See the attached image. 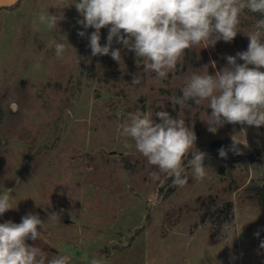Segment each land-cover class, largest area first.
<instances>
[{
	"label": "rangeland",
	"instance_id": "374dc122",
	"mask_svg": "<svg viewBox=\"0 0 264 264\" xmlns=\"http://www.w3.org/2000/svg\"><path fill=\"white\" fill-rule=\"evenodd\" d=\"M54 2L18 0L0 7V194L8 193L17 205L0 223H20L30 212L46 222L57 213L59 221L27 243L49 257L63 252L72 264H89L93 257L103 264H264V204L256 189L264 184L258 159L264 126L225 124L211 133L206 101L198 108L189 101L188 108L169 100L182 95L183 81L195 69L207 65L214 75L226 66V56L246 51L244 34L257 18L245 10L232 42L185 50L177 68L158 80L123 45L113 44L121 49L119 63L110 55L92 56L88 36L94 29L78 35L85 30L77 22V0H66L71 7L63 9L58 30L39 25L34 31L40 12H57ZM107 35L102 28V45ZM58 40L69 43L62 57L55 54ZM136 74L139 85L131 83ZM137 110L156 122L155 113L167 111L192 127L196 148L207 153L203 181L193 179L188 164L194 149L183 163L184 187L164 173L152 178L158 168L120 135L119 125ZM233 140L241 154L219 157L218 150ZM226 222L231 232L222 234Z\"/></svg>",
	"mask_w": 264,
	"mask_h": 264
},
{
	"label": "clouds",
	"instance_id": "9594fccd",
	"mask_svg": "<svg viewBox=\"0 0 264 264\" xmlns=\"http://www.w3.org/2000/svg\"><path fill=\"white\" fill-rule=\"evenodd\" d=\"M68 7L71 6L66 0H55L53 8L57 12L51 14L47 9L40 12L33 21V30L39 31V25L58 30V24L64 19L63 9ZM74 7L81 16L77 22L85 30L78 35L85 37L87 29H94L88 36L92 56L110 55L119 63L121 49L113 48V44L123 45L124 49L133 51L136 58H141L145 71L154 72L158 80L166 79L177 68L185 50L214 47L221 40L232 42L241 33L240 17L245 10L264 17V0H77ZM102 28L108 29L103 45L100 42ZM244 35L249 40L246 51L226 56V66L214 75L209 74L207 65L195 69L183 81L182 95L169 99L173 105L188 108H191L189 101L196 108L206 101L210 116L205 123L211 133L225 124L264 126V71L261 70L264 69V18L258 19L253 30ZM68 46L69 43L58 40L56 56L62 57ZM238 59L243 63H238ZM211 66L216 67L215 61ZM131 83L139 85L142 80L136 74ZM10 108L19 110L15 104ZM120 115L118 111L117 116ZM155 116L160 122L140 110L128 113L119 125L121 137L131 138L137 152L158 168V172L151 173L154 180L164 173L173 177L172 183L178 187L188 184L183 163L194 149L188 164L193 179L203 181L209 169L204 164L207 153L196 148L197 136L192 127L167 111H158ZM238 145L240 143L233 140L228 149L221 147L219 157L227 158L229 151L241 154ZM128 146L125 140V147ZM13 190L8 189V192ZM12 201L8 193L0 194V216L16 208ZM58 221L55 212L46 222L38 213L30 212L20 223L11 220L0 223V264H72V258L63 252L49 257L41 247L27 243L37 241L49 223ZM231 228V223H224L222 234H229ZM254 235L259 236V232ZM259 247L264 248V241ZM89 264H103V260L93 257Z\"/></svg>",
	"mask_w": 264,
	"mask_h": 264
},
{
	"label": "water",
	"instance_id": "95a60500",
	"mask_svg": "<svg viewBox=\"0 0 264 264\" xmlns=\"http://www.w3.org/2000/svg\"><path fill=\"white\" fill-rule=\"evenodd\" d=\"M18 2V0H0V7H10L15 5ZM257 190L261 191L262 198L264 196V184H262L259 187H256Z\"/></svg>",
	"mask_w": 264,
	"mask_h": 264
},
{
	"label": "trees",
	"instance_id": "16d2710c",
	"mask_svg": "<svg viewBox=\"0 0 264 264\" xmlns=\"http://www.w3.org/2000/svg\"><path fill=\"white\" fill-rule=\"evenodd\" d=\"M252 14L257 18V20L261 19V18H264V17H261L260 14H258V13H252ZM251 157H252V155H251ZM258 159L262 162V169H263V172H264V152L262 153L261 157L258 158ZM261 195L262 194H260V200L264 204V197L262 198Z\"/></svg>",
	"mask_w": 264,
	"mask_h": 264
}]
</instances>
